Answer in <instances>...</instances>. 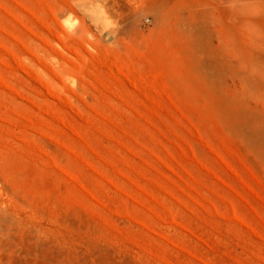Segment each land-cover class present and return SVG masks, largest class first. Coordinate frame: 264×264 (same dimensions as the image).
I'll use <instances>...</instances> for the list:
<instances>
[{"label": "rangeland", "instance_id": "obj_1", "mask_svg": "<svg viewBox=\"0 0 264 264\" xmlns=\"http://www.w3.org/2000/svg\"><path fill=\"white\" fill-rule=\"evenodd\" d=\"M0 264H264V0H0Z\"/></svg>", "mask_w": 264, "mask_h": 264}, {"label": "bare ground", "instance_id": "obj_2", "mask_svg": "<svg viewBox=\"0 0 264 264\" xmlns=\"http://www.w3.org/2000/svg\"><path fill=\"white\" fill-rule=\"evenodd\" d=\"M1 213V212H0Z\"/></svg>", "mask_w": 264, "mask_h": 264}]
</instances>
